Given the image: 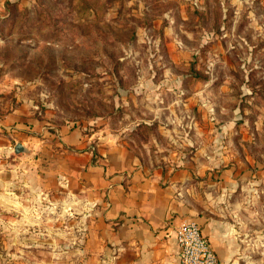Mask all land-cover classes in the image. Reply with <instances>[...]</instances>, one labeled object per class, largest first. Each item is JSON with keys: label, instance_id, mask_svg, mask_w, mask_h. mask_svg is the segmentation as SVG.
<instances>
[{"label": "rangeland", "instance_id": "374dc122", "mask_svg": "<svg viewBox=\"0 0 264 264\" xmlns=\"http://www.w3.org/2000/svg\"><path fill=\"white\" fill-rule=\"evenodd\" d=\"M1 71L17 80L8 107L17 91L35 117L52 103L57 122L51 154L22 143L36 166L17 177L68 160L57 127L115 134L150 170L181 168L188 219L206 216L216 254L264 264V0H0ZM12 148L0 180L21 157ZM2 241L0 264H20Z\"/></svg>", "mask_w": 264, "mask_h": 264}, {"label": "crops", "instance_id": "0c3cea01", "mask_svg": "<svg viewBox=\"0 0 264 264\" xmlns=\"http://www.w3.org/2000/svg\"><path fill=\"white\" fill-rule=\"evenodd\" d=\"M8 76L0 72V155L11 142L13 147L28 142L38 153L51 154L45 136L57 124L52 103L46 102L42 115L35 117V103L15 91L14 106L8 107L3 96L17 82ZM55 131L62 151L72 146L67 161L58 159L42 177H17V170L31 172L36 166L24 162L22 155L35 151L22 144L26 152L16 154L21 157L9 169L14 175L0 180V186L7 187L0 194V219L7 218L0 221L3 246L14 251L20 264H178L175 231L193 215L182 198L181 168L163 164L150 170L115 134L95 131L83 136L71 125ZM93 136L95 160L86 146ZM1 162L0 156L2 169ZM183 169L188 170L186 165ZM197 220L211 240L206 216ZM223 243L219 250L225 249ZM16 251L24 253L18 256ZM216 255L220 264H234L224 253Z\"/></svg>", "mask_w": 264, "mask_h": 264}, {"label": "built area", "instance_id": "2783aa9c", "mask_svg": "<svg viewBox=\"0 0 264 264\" xmlns=\"http://www.w3.org/2000/svg\"><path fill=\"white\" fill-rule=\"evenodd\" d=\"M178 264H220L197 221L179 224L175 231Z\"/></svg>", "mask_w": 264, "mask_h": 264}, {"label": "water", "instance_id": "95a60500", "mask_svg": "<svg viewBox=\"0 0 264 264\" xmlns=\"http://www.w3.org/2000/svg\"><path fill=\"white\" fill-rule=\"evenodd\" d=\"M13 152L15 154L24 153L26 152V148L21 143L17 142L13 147Z\"/></svg>", "mask_w": 264, "mask_h": 264}]
</instances>
